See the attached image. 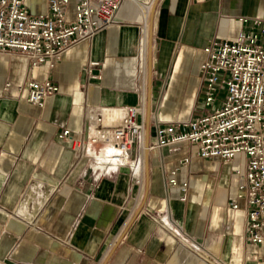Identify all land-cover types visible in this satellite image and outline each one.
Here are the masks:
<instances>
[{
	"label": "crops",
	"instance_id": "crops-1",
	"mask_svg": "<svg viewBox=\"0 0 264 264\" xmlns=\"http://www.w3.org/2000/svg\"><path fill=\"white\" fill-rule=\"evenodd\" d=\"M25 1L34 14L48 11V0ZM241 16L264 20V0H123L117 24L53 68L0 53V264H262L264 244L247 239V203L238 197L243 154L194 155L178 172L189 182L183 200L165 176L196 145L149 150L141 196L129 166L97 174L89 149L98 144H86L97 117L125 105L144 102L148 145L159 123L201 115L203 47L252 29ZM28 78L59 89L33 104L27 89L18 92ZM82 133L78 150L72 138ZM24 201L27 219L16 213Z\"/></svg>",
	"mask_w": 264,
	"mask_h": 264
},
{
	"label": "built area",
	"instance_id": "built-area-1",
	"mask_svg": "<svg viewBox=\"0 0 264 264\" xmlns=\"http://www.w3.org/2000/svg\"><path fill=\"white\" fill-rule=\"evenodd\" d=\"M123 0H48V11L31 12L25 0H0V53H17L29 60L30 66L46 64L53 68L63 54L76 44L91 39L96 33L117 24L116 15ZM73 5V11L71 6ZM243 23L252 20V29H242L231 40H216L203 47L200 64L205 110L197 117L159 123L156 143L149 150L171 147L179 142L196 145L178 159L177 165L165 176L167 188H178V196L186 200L188 180H179L178 172L189 166L194 155L217 157L222 161L243 154L245 168H237L241 179L240 193L247 203V239L264 244V20L239 17ZM92 65L88 71H92ZM28 90V101L43 105L59 87L50 79L28 78L18 92ZM113 117L103 113L90 128L89 153L97 174L129 166L140 187L144 188V102L110 109ZM94 132V134H93ZM64 130L60 136H69ZM83 134V133H82ZM76 149L84 140L72 138ZM138 150L135 152V143ZM91 143V145L89 144ZM172 149V148H171ZM238 207L237 200L231 202ZM28 201L19 204L17 216L27 219ZM264 264V258L262 259Z\"/></svg>",
	"mask_w": 264,
	"mask_h": 264
},
{
	"label": "water",
	"instance_id": "water-1",
	"mask_svg": "<svg viewBox=\"0 0 264 264\" xmlns=\"http://www.w3.org/2000/svg\"><path fill=\"white\" fill-rule=\"evenodd\" d=\"M149 65H150V68H149V72H148V74L150 75V73H151V62H150V60H149ZM148 79H149V77H148ZM146 149H145V161H146V163H147V159H148V154H149V145H148V143L146 142Z\"/></svg>",
	"mask_w": 264,
	"mask_h": 264
},
{
	"label": "bare ground",
	"instance_id": "bare-ground-1",
	"mask_svg": "<svg viewBox=\"0 0 264 264\" xmlns=\"http://www.w3.org/2000/svg\"><path fill=\"white\" fill-rule=\"evenodd\" d=\"M117 112H118L117 110H115V111H109L108 110V115H107L108 118L113 117L115 115V113H117ZM93 134H94V132H93ZM101 156H103L102 153L98 152L97 157L101 158Z\"/></svg>",
	"mask_w": 264,
	"mask_h": 264
}]
</instances>
